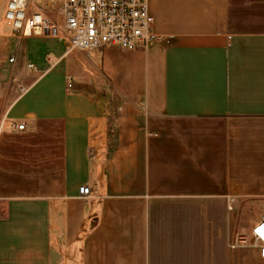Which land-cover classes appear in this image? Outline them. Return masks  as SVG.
<instances>
[{"label":"crops","instance_id":"1","mask_svg":"<svg viewBox=\"0 0 264 264\" xmlns=\"http://www.w3.org/2000/svg\"><path fill=\"white\" fill-rule=\"evenodd\" d=\"M147 3L160 39L77 84L0 29V264H264L228 208L264 201V0Z\"/></svg>","mask_w":264,"mask_h":264},{"label":"built area","instance_id":"2","mask_svg":"<svg viewBox=\"0 0 264 264\" xmlns=\"http://www.w3.org/2000/svg\"><path fill=\"white\" fill-rule=\"evenodd\" d=\"M5 19L18 43L28 37H54L66 44V54L77 50L91 58L109 47L132 52L160 39L153 30L147 0H8ZM17 60L18 46L9 61L15 64ZM28 68L36 70L33 64ZM4 129L23 132L26 124L4 116L0 131ZM89 194L88 186L80 189L82 198ZM235 203L234 197L228 198L230 211L235 210ZM251 239L264 259V218L253 227ZM248 245V236H239L231 248Z\"/></svg>","mask_w":264,"mask_h":264},{"label":"rangeland","instance_id":"3","mask_svg":"<svg viewBox=\"0 0 264 264\" xmlns=\"http://www.w3.org/2000/svg\"><path fill=\"white\" fill-rule=\"evenodd\" d=\"M7 1L8 0H0V29L6 35H12L13 34L12 26L5 19ZM29 38L32 42L44 44V46L54 50V52H51L47 56V60L51 59L49 64H53L60 56H63L66 53V47H65L66 44L64 42L59 41L57 38L54 37H29ZM12 42L14 43L13 40ZM9 47L10 46H8L7 43L2 42L0 39V64H4L7 61L10 50ZM91 59H92L91 57L87 58L84 55V53L74 50L63 56V59L59 64V69L65 68L70 78L72 79L73 83L75 84L80 83L82 77H86L90 75L101 76L102 73L101 70L103 69V66L100 63L97 65L98 67H96L94 64L91 63ZM22 61L23 60H21V62ZM30 61H32L36 65V62L33 59H30ZM3 68L5 73V67ZM33 77H36L35 74H33ZM111 118L112 119L115 118V113H113ZM234 212L237 216V223H238L236 238H238L239 236H248L249 245L247 248L248 249L254 248L251 239L252 229L264 218V201H256L250 199L238 201Z\"/></svg>","mask_w":264,"mask_h":264},{"label":"trees","instance_id":"4","mask_svg":"<svg viewBox=\"0 0 264 264\" xmlns=\"http://www.w3.org/2000/svg\"><path fill=\"white\" fill-rule=\"evenodd\" d=\"M107 131H108V150L109 155L115 150L117 146V129H116V121L115 118H108L107 123Z\"/></svg>","mask_w":264,"mask_h":264},{"label":"water","instance_id":"5","mask_svg":"<svg viewBox=\"0 0 264 264\" xmlns=\"http://www.w3.org/2000/svg\"><path fill=\"white\" fill-rule=\"evenodd\" d=\"M100 109L103 111L104 108H103V102L100 103Z\"/></svg>","mask_w":264,"mask_h":264}]
</instances>
